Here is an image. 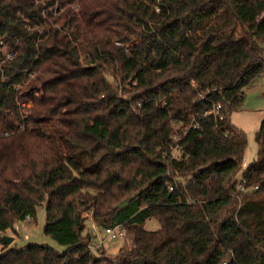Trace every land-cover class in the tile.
Masks as SVG:
<instances>
[{"label":"trees","instance_id":"1","mask_svg":"<svg viewBox=\"0 0 264 264\" xmlns=\"http://www.w3.org/2000/svg\"><path fill=\"white\" fill-rule=\"evenodd\" d=\"M0 42V264H264V117L243 170L230 121L264 72V0H0ZM42 204L63 251L6 247ZM84 212L128 257L90 250Z\"/></svg>","mask_w":264,"mask_h":264},{"label":"rangeland","instance_id":"2","mask_svg":"<svg viewBox=\"0 0 264 264\" xmlns=\"http://www.w3.org/2000/svg\"><path fill=\"white\" fill-rule=\"evenodd\" d=\"M21 89V88H20ZM25 112L30 107L31 102L24 101ZM20 107L21 104L19 103ZM29 113V111H27ZM264 117V72L255 77L250 84L245 88L244 101L241 108L233 110L230 113V121L233 125L244 131L246 135V146L243 153L242 170L245 169L247 164L252 162L257 157V143L255 134L259 128L261 119ZM176 152H174L175 154ZM241 176V171L238 177ZM45 206L42 204L37 207L34 217L16 222L14 224L15 230L6 231V235L12 237V240L6 244V247H23L29 243L44 244L53 247L55 250L62 252L63 245L58 244L50 236L43 233V225L45 222ZM81 217L85 219V229L90 231L92 221L91 215L82 213ZM145 226L150 229H156L158 223L150 219L146 222ZM132 238L125 235L124 238L108 239L104 242V255L109 259L122 261L128 257L127 252L132 247ZM0 243V250L2 249ZM121 250V251H120Z\"/></svg>","mask_w":264,"mask_h":264},{"label":"built area","instance_id":"3","mask_svg":"<svg viewBox=\"0 0 264 264\" xmlns=\"http://www.w3.org/2000/svg\"><path fill=\"white\" fill-rule=\"evenodd\" d=\"M15 55V51L5 45L4 43L0 42V70L4 66V64L8 63L13 56ZM28 78L33 76V73H28ZM20 85L17 84L16 87L18 88ZM20 103V102H19ZM22 107L21 109V114L22 117H25L27 115V111L25 112V102L20 103ZM220 105H216L214 109L212 110V113L214 115H217L218 109ZM22 125H19L18 129H21ZM9 132L8 131H0V136H8ZM172 187L170 186V189ZM240 189H243V186H239ZM26 219L29 220V217L27 216ZM90 232H91V240L89 242L88 247L92 251H96L104 246V242L108 239H118V238H124L125 237V228L121 224H115V225H109L106 227H103L102 230L100 231L95 223L90 225ZM225 264V263H224Z\"/></svg>","mask_w":264,"mask_h":264},{"label":"water","instance_id":"4","mask_svg":"<svg viewBox=\"0 0 264 264\" xmlns=\"http://www.w3.org/2000/svg\"><path fill=\"white\" fill-rule=\"evenodd\" d=\"M126 204H127V201H124V202L121 204V206H125ZM75 221H76V223H78V219H77V217L75 218ZM1 238H2V241H3V243H4L5 245L8 244V243L12 240V237H10V236H8V235H6V234L2 235Z\"/></svg>","mask_w":264,"mask_h":264}]
</instances>
